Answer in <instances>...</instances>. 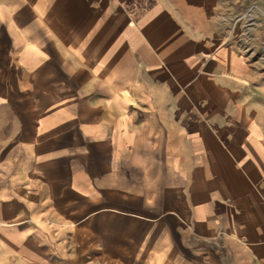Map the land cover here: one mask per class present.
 Returning a JSON list of instances; mask_svg holds the SVG:
<instances>
[{"label": "crops", "instance_id": "crops-1", "mask_svg": "<svg viewBox=\"0 0 264 264\" xmlns=\"http://www.w3.org/2000/svg\"><path fill=\"white\" fill-rule=\"evenodd\" d=\"M247 1L0 0V264H264Z\"/></svg>", "mask_w": 264, "mask_h": 264}, {"label": "rangeland", "instance_id": "rangeland-1", "mask_svg": "<svg viewBox=\"0 0 264 264\" xmlns=\"http://www.w3.org/2000/svg\"><path fill=\"white\" fill-rule=\"evenodd\" d=\"M228 3L221 13L220 21L230 28L238 29V46L241 53L248 59H244L247 70L253 73L255 78L247 80L241 77L235 80L239 83V101L247 108L246 123H256L264 134V0H249L243 8L233 9ZM232 116L227 117L231 119ZM197 117H192V120ZM258 131L261 133L259 128ZM175 140L170 144V151L182 153L184 159L180 161V167L188 168L190 164L189 148L182 141L179 128H174Z\"/></svg>", "mask_w": 264, "mask_h": 264}]
</instances>
